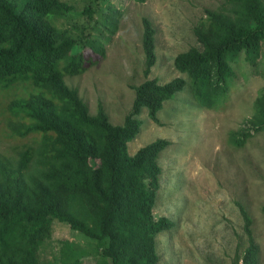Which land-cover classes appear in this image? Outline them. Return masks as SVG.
<instances>
[{
  "label": "trees",
  "instance_id": "trees-1",
  "mask_svg": "<svg viewBox=\"0 0 264 264\" xmlns=\"http://www.w3.org/2000/svg\"><path fill=\"white\" fill-rule=\"evenodd\" d=\"M76 1L0 0V114L8 110L1 120L8 138L20 141L13 155L0 151V264H84L90 255L94 264H159L157 236L175 225L154 212L163 173L159 158L171 141L159 138L133 155L128 143L141 131L144 109L160 123L165 102L187 85L199 106L226 109L236 66L264 68V0H225L206 8L193 27L198 44L174 59L188 78L164 83L149 77L158 61L157 40L144 16L146 79L131 85L135 97L123 124L111 122L101 101L91 113L65 79L106 57L122 12L116 0H82V9ZM263 131L264 90L252 115L230 131L229 142L241 148ZM238 205L248 246L241 250L239 241L233 264H259L253 218ZM56 222L89 243L63 240L52 259H42Z\"/></svg>",
  "mask_w": 264,
  "mask_h": 264
},
{
  "label": "rangeland",
  "instance_id": "rangeland-1",
  "mask_svg": "<svg viewBox=\"0 0 264 264\" xmlns=\"http://www.w3.org/2000/svg\"><path fill=\"white\" fill-rule=\"evenodd\" d=\"M224 3L225 0H147L142 4L116 0L122 17L118 32L107 43L106 57L82 75L67 76L66 82L79 89L91 113L97 112L101 101L111 122L123 124L135 97L131 85L146 79L142 18L149 17L156 28L158 61L149 77L164 83L178 76L188 78L175 68L174 59L198 44L193 27L205 15V9H216ZM75 5L82 9L85 2L77 0ZM236 74L225 110L199 106L187 85L165 102L159 112L160 123L154 122L144 109L141 131L128 143L133 155L159 138L171 141L159 158L163 173L154 212L157 218L166 216L175 225L157 236L159 264H233L239 241L241 250L248 246L238 203L253 218L260 246L259 264H264V131L241 148L229 142L230 131L252 115L254 101L264 90V68L262 64L239 63ZM7 113L8 110L0 114V151L13 155L20 141L8 138L9 130L1 120H7ZM63 240L81 246L89 243L78 231L56 222L41 258L52 259L51 251ZM83 262L94 264V256L84 257Z\"/></svg>",
  "mask_w": 264,
  "mask_h": 264
}]
</instances>
